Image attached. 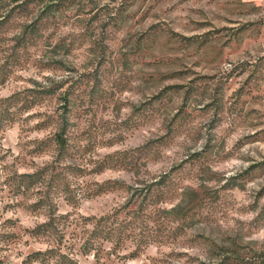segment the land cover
I'll return each mask as SVG.
<instances>
[{"label": "clouds", "instance_id": "9594fccd", "mask_svg": "<svg viewBox=\"0 0 264 264\" xmlns=\"http://www.w3.org/2000/svg\"><path fill=\"white\" fill-rule=\"evenodd\" d=\"M122 5L0 0V264H264V0ZM177 60L216 81L165 92Z\"/></svg>", "mask_w": 264, "mask_h": 264}, {"label": "rangeland", "instance_id": "374dc122", "mask_svg": "<svg viewBox=\"0 0 264 264\" xmlns=\"http://www.w3.org/2000/svg\"><path fill=\"white\" fill-rule=\"evenodd\" d=\"M27 2V0H26ZM70 2H74V0H70ZM125 5H129V0H124V5L121 7H124ZM130 6V5H129ZM22 10L24 9V5L19 6ZM16 12V9H12L11 12H9L8 16L5 17L3 21H0V28L4 27L5 24H7V21L11 18V16ZM99 15V14H98ZM148 15L147 12H145L144 16L146 17ZM97 17H93V20H96ZM144 17H142L143 19ZM224 33L223 35L221 33ZM242 43V38L239 36L232 35L229 30L223 29V30H216L214 32L207 33L204 37H193L191 40H188L186 38H180V47L182 48H191L194 53H201V52H207L211 51L213 55H224L226 50L231 48H236ZM174 64L179 65L178 67L174 68L172 71H170L167 75V78L173 83L168 84L164 91L165 92H171L172 94H178L183 92L185 102H187V99L190 95H193L197 92H207V89L212 86V82L216 81L215 76H200L197 75V73L193 70V68H187L183 65V62L180 60L174 61ZM261 64H264V59L261 60ZM199 66V60H197L196 64L193 67ZM244 70H247L245 68ZM242 74V73H241ZM187 76H193L194 79L191 80L187 84L180 83L179 81L183 80ZM227 79H231V75H229L226 78H221L219 82L215 83V89L217 94H220L222 90L226 87V81ZM256 79V72H253L252 75H250L249 79L245 82V85H250L252 81ZM80 83V82H78ZM76 88V85L73 86V89L70 91H74ZM243 88L240 90L238 94L243 93ZM249 95H251V90H249ZM55 92L52 90H46L43 93H33L32 99L25 98V104L26 106H35L38 103H42L45 98L54 96ZM65 99V102L67 101V97H63ZM216 103V107L218 110H222L223 103L222 100L214 101ZM183 111V109H182ZM47 122H45L44 125H40L38 127H44L46 126ZM63 136V135H62ZM66 146V145H65ZM42 147V146H41ZM41 178V174H37L34 178L37 179L36 182L39 181ZM23 180L27 181L30 180L29 178H23ZM35 183V182H34ZM30 185V184H29ZM8 223H11L9 221ZM235 255V253H234ZM236 261L239 262V264H244L243 258L240 256H236Z\"/></svg>", "mask_w": 264, "mask_h": 264}, {"label": "trees", "instance_id": "16d2710c", "mask_svg": "<svg viewBox=\"0 0 264 264\" xmlns=\"http://www.w3.org/2000/svg\"><path fill=\"white\" fill-rule=\"evenodd\" d=\"M57 142L60 144V146L61 147H64L65 145H66V142L64 141V138H63V136H62V134H58L57 135ZM35 176H33V177H24V178H29L30 180H25L28 184H32V183H34V182H36L37 181V179H35L34 181H33V178H34Z\"/></svg>", "mask_w": 264, "mask_h": 264}]
</instances>
